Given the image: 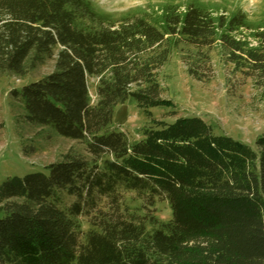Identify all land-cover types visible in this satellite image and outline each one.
Wrapping results in <instances>:
<instances>
[{
	"label": "trees",
	"instance_id": "1",
	"mask_svg": "<svg viewBox=\"0 0 264 264\" xmlns=\"http://www.w3.org/2000/svg\"><path fill=\"white\" fill-rule=\"evenodd\" d=\"M181 43L220 44L233 70L264 89V24L241 10L165 2L107 20L89 0H0V76L55 61L10 94L28 123L86 151L69 150L48 174L3 181L0 264H264L263 135L256 150L199 116L146 127L139 139L112 126L130 96L149 115L173 105L161 73ZM186 66L194 79L210 78ZM127 192L141 209L125 205ZM158 201L168 202V221L155 215Z\"/></svg>",
	"mask_w": 264,
	"mask_h": 264
},
{
	"label": "rangeland",
	"instance_id": "2",
	"mask_svg": "<svg viewBox=\"0 0 264 264\" xmlns=\"http://www.w3.org/2000/svg\"><path fill=\"white\" fill-rule=\"evenodd\" d=\"M95 13L107 20H117L126 14L148 15L165 2H174L182 7L195 0H89ZM210 6L241 10L251 25L264 24V0H200ZM209 57L211 69L206 68ZM54 60H49L29 75L0 76V185L8 177H23L30 172L42 171L51 162L61 159L69 150L86 153L78 140L58 135L48 126L28 123L24 107L10 90L40 78L54 69ZM186 63L205 71L210 78L200 82L187 72ZM162 96L173 102L172 106L151 107V114L141 110L130 96L115 107L112 126L123 129L132 139L143 137L144 128L170 123L181 116H199L209 123L217 134L227 135L258 150L257 139L264 136V89L256 87L252 80L233 70L227 61V52L220 44L201 51L181 43L173 52L161 73ZM67 202L74 196L65 195ZM124 203L131 210L143 207L142 201L133 192L124 195ZM158 219L168 221L171 208L167 201H158L154 206ZM83 228L90 224L81 217Z\"/></svg>",
	"mask_w": 264,
	"mask_h": 264
}]
</instances>
